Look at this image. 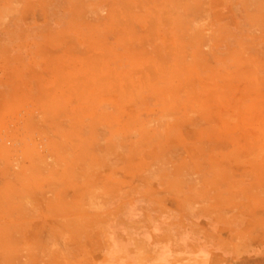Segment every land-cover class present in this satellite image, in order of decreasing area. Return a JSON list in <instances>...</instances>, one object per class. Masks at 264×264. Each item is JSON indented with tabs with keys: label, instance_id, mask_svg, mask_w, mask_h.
Returning <instances> with one entry per match:
<instances>
[{
	"label": "crops",
	"instance_id": "crops-1",
	"mask_svg": "<svg viewBox=\"0 0 264 264\" xmlns=\"http://www.w3.org/2000/svg\"><path fill=\"white\" fill-rule=\"evenodd\" d=\"M258 6L264 0H0V43L86 54L88 106L70 115L104 134L96 147L88 137L86 163L56 156L50 200L33 205L26 196L45 190L30 181L50 177L47 144L23 136L0 147L2 228L30 247L41 241L38 229L28 242L33 227L52 214L76 229L58 234L70 242L90 218H120L113 233L124 252L131 239L167 264H264ZM16 161L24 171L14 172ZM132 225L145 232L128 237Z\"/></svg>",
	"mask_w": 264,
	"mask_h": 264
},
{
	"label": "rangeland",
	"instance_id": "rangeland-1",
	"mask_svg": "<svg viewBox=\"0 0 264 264\" xmlns=\"http://www.w3.org/2000/svg\"><path fill=\"white\" fill-rule=\"evenodd\" d=\"M258 8L256 15L263 17L264 8ZM255 22L258 25L256 34L264 35V20L258 19ZM262 41L256 47L259 49L257 60L263 62L264 68V51L259 48L264 45ZM12 45L14 49L11 44L0 43V147L8 146V141L15 143L23 139V136L26 141L35 140L41 141L43 145L47 144L46 169L50 177L42 182L30 181L32 188L41 185V189L45 190L39 196L33 191L30 197L26 196V202L33 205L42 200H50L48 195L52 191L50 185L53 183L51 178L54 175L56 156L62 158V164L72 166L73 161L86 163L87 159H91L87 157L88 137L92 138V144L96 147L103 144L104 134L88 133L86 116L70 115L73 110H78L81 114L88 106L81 98L90 91L91 84L87 80L88 69L80 66L82 59L79 58H85L86 54L70 51V47L63 52L43 51L38 47L35 50L34 46H24L16 40ZM12 125L15 132L11 130ZM72 144H79L81 147H71ZM5 153L3 151L0 155L4 156ZM17 163L16 161L13 165L14 172L17 173L20 169L24 171ZM26 174H32V170L29 169ZM14 183L21 182L16 180ZM36 187L32 190L37 189ZM94 191L98 194L99 186ZM95 200H98L96 195ZM50 216L53 217L40 228L37 225L33 227L35 235L28 237V242L36 243L38 237L41 241L30 247L20 244V231L17 234L14 230H4L0 224V264H167L165 260L150 259L149 254L143 255L140 250L136 252L131 239L123 245L127 251L120 250L119 246L123 243L120 241L121 237L113 233L116 229L114 227L122 225L120 218L106 223L98 217L90 218V228L86 232H79L74 241L70 242L69 235L58 234L64 232L62 229H66V233L75 232L76 229L62 226L65 216ZM137 231L145 232V228L130 226L128 237H134ZM55 239L58 240V245L54 244ZM43 241L49 242L48 245L38 248Z\"/></svg>",
	"mask_w": 264,
	"mask_h": 264
}]
</instances>
